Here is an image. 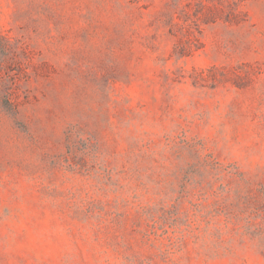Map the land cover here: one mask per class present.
<instances>
[{
	"label": "rangeland",
	"instance_id": "1",
	"mask_svg": "<svg viewBox=\"0 0 264 264\" xmlns=\"http://www.w3.org/2000/svg\"><path fill=\"white\" fill-rule=\"evenodd\" d=\"M0 264H264V0H0Z\"/></svg>",
	"mask_w": 264,
	"mask_h": 264
}]
</instances>
